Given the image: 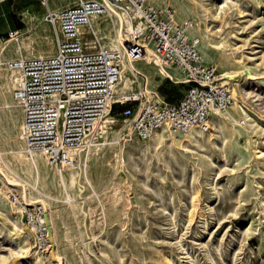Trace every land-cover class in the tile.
<instances>
[{
	"label": "rangeland",
	"instance_id": "rangeland-1",
	"mask_svg": "<svg viewBox=\"0 0 264 264\" xmlns=\"http://www.w3.org/2000/svg\"><path fill=\"white\" fill-rule=\"evenodd\" d=\"M78 1L47 3L55 10ZM156 3L170 5L175 15L177 9L183 17L177 21H192L200 43V32L208 26L205 47L212 42L218 49L206 47L209 56H203L200 48L202 59L219 75L227 72L228 86L251 109L249 117L230 108L226 112L237 124L228 119L223 130L209 126L204 136L179 144L168 136L130 135L118 114L121 106L113 104L116 121L110 124L107 142L92 147L83 167L89 180L82 173L67 188L57 178L37 181L38 189L48 195L44 199L50 246L27 258L31 235L27 229L24 235L10 229L8 217L22 223L14 217L7 196L13 186L2 172H16L31 183L35 172L19 137L21 107L10 99L1 75L0 264H264V0ZM45 12L39 0H0V41L20 29L11 38L21 46L18 51L13 44L3 50L0 74H6L7 60L19 55L56 52ZM112 19L101 17L106 29L96 36L85 31L84 40L107 48L109 35L115 33ZM134 64L143 75L141 86L152 74L150 95L172 101L183 94L184 84L157 76L154 65L145 60ZM168 70L182 80L178 70ZM136 88L134 83L132 90ZM98 127L88 144L103 142L106 134ZM13 188L21 194V186ZM25 188L28 200L38 196L32 187Z\"/></svg>",
	"mask_w": 264,
	"mask_h": 264
},
{
	"label": "built area",
	"instance_id": "built-area-1",
	"mask_svg": "<svg viewBox=\"0 0 264 264\" xmlns=\"http://www.w3.org/2000/svg\"><path fill=\"white\" fill-rule=\"evenodd\" d=\"M39 1L46 7L43 19L56 52L20 56L6 64L20 76L14 97L22 110L25 149L41 154L50 165L71 166L75 161L72 151L98 132L113 104L121 106L118 114L124 124L142 139L162 128L179 136L208 129L217 112H226L234 105L228 84L223 83L215 66L202 59L194 23L177 21L170 5L157 4L156 0H109L130 24L129 43L97 48L94 42L90 48L92 44L84 35L85 31L93 34V18L111 14L103 0H79L57 11L48 7L47 0ZM16 33L11 31L9 38ZM129 60L178 70L185 86L183 94L167 101L150 95L144 86L114 92L122 63ZM137 76L143 77L132 75L134 79ZM114 96L117 98L112 102ZM7 196L15 209L14 217L30 232L34 249L45 251L50 246L45 207L26 202L13 187L8 188Z\"/></svg>",
	"mask_w": 264,
	"mask_h": 264
},
{
	"label": "bare ground",
	"instance_id": "bare-ground-1",
	"mask_svg": "<svg viewBox=\"0 0 264 264\" xmlns=\"http://www.w3.org/2000/svg\"><path fill=\"white\" fill-rule=\"evenodd\" d=\"M103 1L108 6L111 14L102 15V16H95L93 18V20H92L93 34H95V36L99 35V31L101 29H103L104 27L106 29V23L104 24L100 21L101 17L111 16V17H113L112 20H114L116 22V25L115 26L113 25L115 27V28L113 27L115 33L109 35V37H108V47L109 48H115L117 43H123V44L129 43V40H130V36H129L130 24L128 23V21L124 20L123 14L117 9V7L114 4H112L109 0H103ZM53 11H56V10H53ZM175 18L177 20L183 19V17L179 14L177 9H176ZM102 24L104 25L103 27L101 26ZM193 33H197V31L195 30ZM104 34H107V33L104 31ZM200 35L202 37L203 42H201L199 44V49L201 48V53L203 56L208 55L206 53L207 49L205 51L206 47L209 49L210 48L215 49V50L218 49L217 44L212 43V42H209L205 47V42H204L205 38L210 35V30L208 29L207 25L204 26V30H201ZM13 42H17V38H7L4 41H0V55L2 54L3 50L8 45L13 44ZM13 45L15 47V51H18L21 47L19 42L15 43ZM25 45H27V43H25ZM43 55H45V53H38L37 55H33V56H43ZM19 57H20V55H19ZM1 61L2 60H1V56H0V63H1ZM155 68H156L157 76H160L161 78H169L170 80L175 81V82H181L180 78H178L177 76H173L172 72H170L168 70V67H165V66L156 67L155 66ZM4 70H6V74L5 75L0 74V76L3 75L2 81L8 87L10 99L14 103H18L14 97V91L17 88L18 82L20 80L19 73L15 70L9 69L7 67V65L5 66ZM139 71L140 70L138 69V67L135 66L134 62H132L130 60H129V62L124 61L122 63L120 82L118 84V87L114 89V92L117 93L118 91L131 90V89H133L134 83L138 87H141L142 83L140 82L141 80L139 79V76H137L136 79H134V77H132V75L139 73ZM145 75H147V74H145ZM147 76H148L147 79L145 81L144 80H142V81L145 84L144 86H146V91L148 93H151L148 86H149V84H153L154 78L152 77V74L150 72L148 73ZM221 79L223 80V83H226V84L229 83L227 72H224L221 74ZM229 87H230V90H231L232 95L234 96V100H235L234 105L231 107V109H238L239 111H241V113L244 116L249 117L248 112H250L251 109L248 107V105L244 101H242L241 98H239V95L237 94L236 89L232 86H229ZM116 98H117L116 96L112 97V102L116 101ZM21 113H22V110H21ZM22 117H23V115H22ZM228 119L231 120V122L234 125H235V123L237 124L236 119L231 116L230 112H217L214 115L209 126L214 130H223L224 127H226V120H228ZM114 121H116V119L111 115V111L108 110L106 112L105 116L102 118L100 124H99V126H100L99 130H101V133L103 132V134H106L104 136L103 142L95 143L92 141L88 144V141H87L84 144V146L86 148L79 147L75 151H72L75 155V157H74L75 161L69 167L59 168V167L50 165L48 163V161L45 159V157L42 156L41 154L26 152L28 155L27 161L30 163V165L32 166V168L34 169V172H35L34 181L32 183L30 181H26L27 179H24V177L20 176L18 173L13 172V171H11V175H8V174L2 172V175H4L5 180L8 183L7 185L13 186V187L21 186L22 187L21 196L26 202H28V203L40 202L45 207V204L47 202L45 201L44 197H47L48 195L45 192H43L42 190L38 189L39 180L44 179V178H53V179L57 178V179H59V181L61 182L60 184L64 188H67L68 185H73L76 181V178L79 175H81L82 173H83L84 177L87 180H89L88 174H87V172H85L86 170L83 169V167L87 166V160L89 158L90 152L93 150L92 147L93 146L96 147L99 144H103V143L107 142L108 134L112 128V126L110 124L113 123ZM124 125H125V127L128 126L126 124H124ZM19 126L22 129V118H21ZM204 131H205V129H196V130L190 132L189 134H187L185 136H179V138H181V139H178V138H175L176 134L172 133L171 131H168L167 129L162 128L160 130L155 131L150 136V138H162L163 136H168L171 139V142L180 144V143H183L185 141H191L190 139L196 140L197 137L204 136L205 135ZM233 131L237 132L238 134L241 133L240 130H238V129L235 130V127L233 128ZM129 133H130V135L133 134L130 130H129ZM19 137L21 140H23L22 139V131L19 133ZM23 146H24V144L22 143V147ZM23 150H26V149L23 148ZM20 157H22V155H20ZM24 157H26V156H24ZM22 160H24V159H22ZM41 167H42L43 171L40 170ZM41 171H42V173H41ZM26 185H28L29 187H32L38 193V196L34 197L33 200L27 199V191L25 188ZM67 195H68V193H67ZM68 197H70V196L68 195ZM8 221L10 223V229L14 234H17V235H24L25 234L26 228L23 227L24 225L22 222H21L22 224H20L16 220H13L12 218H9V217H8ZM23 239H24V237H23ZM24 241H25V239H24ZM22 249H24V248H22ZM25 253H26V257L28 258L32 255L36 256L37 250L34 249V247L32 246L29 249L26 248Z\"/></svg>",
	"mask_w": 264,
	"mask_h": 264
},
{
	"label": "crops",
	"instance_id": "crops-1",
	"mask_svg": "<svg viewBox=\"0 0 264 264\" xmlns=\"http://www.w3.org/2000/svg\"><path fill=\"white\" fill-rule=\"evenodd\" d=\"M68 6H70V5H67V6L61 7V8H59V9H55V10H60V9H62V8L68 7ZM51 9H52V8H51ZM16 30H20V29H16Z\"/></svg>",
	"mask_w": 264,
	"mask_h": 264
}]
</instances>
